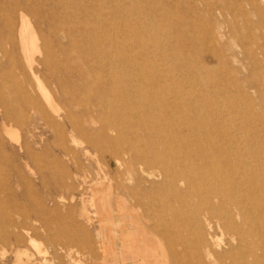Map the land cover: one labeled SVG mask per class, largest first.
<instances>
[{"label": "rangeland", "instance_id": "rangeland-1", "mask_svg": "<svg viewBox=\"0 0 264 264\" xmlns=\"http://www.w3.org/2000/svg\"><path fill=\"white\" fill-rule=\"evenodd\" d=\"M19 9L49 46L31 69ZM97 21L100 60L87 38ZM42 88L62 105L73 98L74 119L100 93V131L117 128L118 143L100 137L86 151L98 131H76L73 141L46 122L29 105ZM111 146L115 155L104 151ZM118 181L128 205L104 190ZM195 182L211 191L208 201ZM134 189L145 210H131ZM225 197L262 226L252 264H264V0H0V264H157L159 237L138 241L136 211L148 233L164 222L171 236L194 206L219 205L230 226ZM22 221L46 256L26 235L15 245Z\"/></svg>", "mask_w": 264, "mask_h": 264}, {"label": "bare ground", "instance_id": "bare-ground-1", "mask_svg": "<svg viewBox=\"0 0 264 264\" xmlns=\"http://www.w3.org/2000/svg\"><path fill=\"white\" fill-rule=\"evenodd\" d=\"M18 15L21 22L19 23L20 28L18 29L19 37H20V42H19L20 52L22 53V56L25 60L24 62H26L27 66L30 68L37 61L36 55H39L42 61H45L47 59L48 50H49V46L46 44L47 37L43 33H39L34 28V26L31 24L28 18L29 16H27L24 13L23 9L18 10ZM90 30L91 33L89 35L87 34L88 42L90 46L93 48L96 56L100 60V21H97L96 24L93 27H91ZM97 66L100 67V61ZM95 78L100 79V76L97 75ZM31 79L33 78L31 77ZM56 85L59 91L60 90L61 92L66 91V88L63 85H61V83L58 80L56 81ZM94 99L96 101L95 105L94 106L84 105L82 108L83 116L81 118H76V119L73 118V109L76 107L75 105L76 102L74 101V99L71 98L69 100H64L65 104L62 105L60 104L59 99L55 97L53 92L49 91L46 88L45 89L42 88L41 95L33 97L32 100L29 102V105L30 108L33 109L36 113H38L46 122L51 121L57 124L61 129H69L70 136L73 141H76V137H75L76 131L82 130L86 133L87 131L97 130L98 131L97 135L86 136L87 149L85 150L88 151V148L90 147H96L97 149L100 148V137H103L112 144H115L116 142L118 143L117 140H119L118 133L113 132V131L118 132L117 128L112 127L110 128L111 130L104 129L100 131V93H97ZM50 126L51 125H49V127ZM14 132L15 131L12 130L11 133L14 135ZM104 151L110 153L111 155L116 154L115 148L112 146L108 147L107 149H104ZM123 153H126V150L123 151ZM128 170L129 172L131 171L130 165L128 166ZM194 186L196 190L195 194L198 196L200 200L208 201L207 199L211 198L212 194L210 190L204 188H202L201 190L200 185L196 182L194 183ZM137 187L139 186L137 185ZM122 189H127V186L124 185V183L121 181L116 182L115 185L114 183L112 185V183L109 182L107 187L104 188V190H111L114 194H116L121 199H123L126 205H128L127 202L128 199H126V194L123 192ZM136 190L137 189H134V194H133L136 204L130 206V208L131 210L134 209L138 210V208L141 207L142 209L145 210L146 209L145 202L140 196L137 195ZM223 200L227 205L230 204V206H228V208L226 209V212H227V218L230 219V226L228 227L231 229V231L226 226V223L220 220L221 210L219 205L213 207L194 206L192 208L193 220L189 222V224L182 220L180 221V223H176L175 226H177V229H175V231H171L172 233L171 236H167L164 234V232L160 231L159 229L160 225L163 226L164 230L169 231V229L172 228L171 224L166 225L164 224V222L163 224H159L158 222L155 221L151 223L150 226L147 223L149 228L148 231H150V233H148L144 229V226L141 223L142 221L143 222L145 221V218L143 217V213L140 214L138 213V211H136L137 212L136 216L137 218L139 217L138 219L141 222L139 220L137 221V218H133L131 223L136 225V235L138 241L141 243L148 234L158 235L159 238H157V240L152 239V244H154V246L157 248L156 251H152V249L150 250V254L155 257L157 264H215V263L252 264L253 260L255 261L261 258V256L257 252V249H255L257 247L255 245L261 240L260 235H263L262 226L258 223H254V221L250 219L248 213L246 214L241 209L242 207L240 208L239 204H236L235 202H230L227 197H225ZM13 226L15 228L12 230L11 235L12 238L14 239L15 245H20L21 242L23 241V235H26L29 238V240L33 242L37 250V253L42 256H46L47 249H44V247L42 246L43 245L42 242L40 241L36 242V240H34L32 237V234L35 232L33 228L30 230V227L25 223V221H22L21 223H15L13 224ZM216 229L225 230L228 232L230 231L229 232L231 234L230 240L227 243L218 240L215 232ZM244 232H246V235L248 236L244 235ZM252 235L254 236L252 237ZM248 239L251 241V245H252L251 248L247 246ZM58 241L65 244V242L60 239ZM244 245L246 248L243 247ZM18 252L19 250H17V253Z\"/></svg>", "mask_w": 264, "mask_h": 264}]
</instances>
